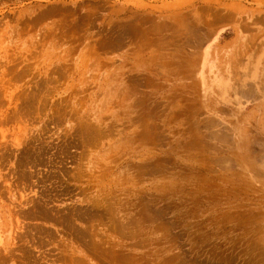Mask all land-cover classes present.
Wrapping results in <instances>:
<instances>
[{"label": "rangeland", "instance_id": "rangeland-1", "mask_svg": "<svg viewBox=\"0 0 264 264\" xmlns=\"http://www.w3.org/2000/svg\"><path fill=\"white\" fill-rule=\"evenodd\" d=\"M0 264H264V0H0Z\"/></svg>", "mask_w": 264, "mask_h": 264}]
</instances>
